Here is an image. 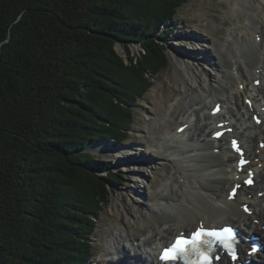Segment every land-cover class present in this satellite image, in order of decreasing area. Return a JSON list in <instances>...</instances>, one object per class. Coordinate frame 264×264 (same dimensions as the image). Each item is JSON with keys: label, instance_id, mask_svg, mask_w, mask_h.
Masks as SVG:
<instances>
[{"label": "trees", "instance_id": "1", "mask_svg": "<svg viewBox=\"0 0 264 264\" xmlns=\"http://www.w3.org/2000/svg\"><path fill=\"white\" fill-rule=\"evenodd\" d=\"M182 3L0 0V264L90 263L109 195L91 143L125 141L165 57L153 33ZM131 42L128 66L114 45Z\"/></svg>", "mask_w": 264, "mask_h": 264}, {"label": "bare ground", "instance_id": "2", "mask_svg": "<svg viewBox=\"0 0 264 264\" xmlns=\"http://www.w3.org/2000/svg\"><path fill=\"white\" fill-rule=\"evenodd\" d=\"M226 1L231 24L219 40L216 54L194 38L191 43H200L174 57L175 81L184 89L198 87L199 92L189 102L177 101L180 109L177 103L171 104L162 116H170L176 123L157 141L169 155L173 172L159 184L150 205L142 198L137 201L143 205L137 206L130 219L143 234L126 237L129 248L121 249L124 253L112 243L109 254L116 259L107 264H161L156 259L158 248L179 230L188 232L200 221L211 226L232 222L264 235V146L259 144L264 142V0ZM219 103L222 109L214 114ZM253 115L260 118L259 123L253 121ZM219 130L222 134L216 138L214 133ZM236 139L246 147V168L253 170L256 183L240 188L231 199L228 191L237 182L236 175L241 179L246 173V168L237 172L236 152L229 147ZM138 150L128 146L118 152L126 160V156L133 157L130 168L137 174L153 164L135 161ZM241 204L252 214L244 213ZM243 231L247 236L249 231ZM258 259L262 261L263 255Z\"/></svg>", "mask_w": 264, "mask_h": 264}, {"label": "rangeland", "instance_id": "3", "mask_svg": "<svg viewBox=\"0 0 264 264\" xmlns=\"http://www.w3.org/2000/svg\"><path fill=\"white\" fill-rule=\"evenodd\" d=\"M228 7L226 0H184V3L176 9L174 19L168 22V25H162L155 34L153 33L156 43L162 45L165 57L163 63L157 66L155 75L149 72L142 73V76L147 78L145 84L151 85L147 84L142 102L132 106L135 110L133 123L132 128L126 131L125 141L115 144L112 138H103L91 143L89 151L97 159L109 164L108 169L99 173L107 180L105 184L109 195L99 214H90L94 229L89 234V250L92 257L88 264H107L109 261H114L116 258L109 254L112 243L115 244L117 251L124 253L121 249L129 248L126 239L130 235L138 237L143 234V230L136 224L133 225L130 219L137 206L143 205L137 201L142 198L143 203L150 205L156 198L155 191L159 184L165 176L173 172L168 160L169 155L157 146V141L165 129L173 128L176 123L172 117L166 116L162 119V116L167 115L171 104L178 105L177 101L180 99L189 102L191 96L199 92L198 87L184 89L175 81L174 57L186 50L189 45L199 44L200 41L209 53L215 55L219 40L224 38L226 27L231 24ZM194 38L200 41L191 43ZM127 46L128 51L121 43L114 45V50L123 59L124 65L130 66L128 57L132 60L144 57L142 44L131 42L127 43ZM208 70L215 72L210 67ZM177 107L181 108L180 105ZM128 146L139 149L136 153L140 158L135 161L153 162L151 167L140 170L138 174L133 173L130 168L133 157L126 156L129 158L126 160L125 156H120L118 153ZM107 173H112L111 178L106 177ZM141 173L144 175H140ZM116 198L118 200L114 204Z\"/></svg>", "mask_w": 264, "mask_h": 264}, {"label": "snow or ice", "instance_id": "4", "mask_svg": "<svg viewBox=\"0 0 264 264\" xmlns=\"http://www.w3.org/2000/svg\"><path fill=\"white\" fill-rule=\"evenodd\" d=\"M259 123V121H257ZM182 131V129H181ZM215 135L219 136L221 133H216ZM233 146L236 147V142L233 141ZM237 151H240L238 147H236ZM241 163H244L241 160ZM251 183L252 181H247ZM247 210V209H246ZM205 237L215 238L217 241L224 242L226 246L230 247L231 245L227 244V241L234 238L233 230L230 228H224L222 231L216 230H206L201 228L196 232L191 234V238L180 236L177 237L176 241L170 248H166L163 252L162 259L164 260H175L177 258V254L182 255L185 259L189 256V248L196 249L198 245H208V250H211V239H204ZM255 251V249H253ZM218 259V257H216ZM233 259L236 257L233 256ZM211 258L205 254L201 253V257L198 260L197 264H207V262Z\"/></svg>", "mask_w": 264, "mask_h": 264}]
</instances>
